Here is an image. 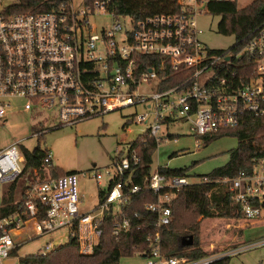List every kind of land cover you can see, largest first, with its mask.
<instances>
[{"label":"built area","instance_id":"2783aa9c","mask_svg":"<svg viewBox=\"0 0 264 264\" xmlns=\"http://www.w3.org/2000/svg\"><path fill=\"white\" fill-rule=\"evenodd\" d=\"M58 1L47 13L11 14L0 0V129L10 118L24 113H56L62 127H74L148 103V109L154 111L149 136L159 143L163 125L169 130L184 120L191 125L199 148L203 137L238 128L245 114L264 118V25L229 51L218 52L203 44L198 24V16L207 14L209 0H178L179 12L149 17L138 24L110 11L112 0ZM99 11L108 14L113 23L95 35ZM144 57L152 60L151 66L142 61ZM237 62H245L240 79L234 68ZM250 64L255 66V76L247 78L245 68ZM209 70L215 75L203 85L200 79ZM171 80L177 84L164 88ZM137 119L140 124H148L146 116ZM59 128L43 132L34 126V137ZM19 146L15 143L0 148V209L6 186L24 171L21 163L25 157ZM122 157L115 160L114 173L106 171L110 181L104 190L106 199L91 213L80 210L77 174L34 185L22 211L0 218V264L12 260L21 244L64 229L78 236L82 255H93L101 241L105 213L113 210L117 217L132 195L141 192L139 186L132 187V172L142 163L138 151L133 149ZM45 164L54 166L50 152ZM94 173L102 186L104 176ZM145 183L149 191L159 195L158 201L146 209L154 227L160 230L173 219V194L161 193L179 191L196 182L188 176L168 179L153 172ZM230 190L248 220L260 219L264 211V157L255 161L250 172L232 180ZM39 202L47 206V216L41 221L37 220ZM130 230L128 220L113 224L117 240ZM148 243V252L136 254L145 264H213L264 247V240H260L245 248L192 260L165 256L159 233L150 236ZM46 249L49 251L38 255L46 256L54 246Z\"/></svg>","mask_w":264,"mask_h":264},{"label":"trees","instance_id":"16d2710c","mask_svg":"<svg viewBox=\"0 0 264 264\" xmlns=\"http://www.w3.org/2000/svg\"><path fill=\"white\" fill-rule=\"evenodd\" d=\"M238 1L209 0L207 5V14L221 17L218 33L234 37L236 44H240L264 25V0H254L243 9L239 8ZM58 3V0H15L14 4L9 7V12L11 14H43L50 12L52 7ZM110 11L125 19H132L138 24L149 17L175 14L179 12V6L178 0H112ZM142 61L150 65L152 60L144 57ZM244 63L237 62L234 66L239 79L243 77L241 71ZM245 69H248L249 73L247 78L255 76L253 64ZM176 84V80H171L170 83L165 84L164 88H171ZM239 85L241 86L242 83ZM225 137L235 138L239 143V148L231 153L227 165L210 175L201 177L195 184L179 191L164 190L161 193L162 196L168 193L173 194L170 204L173 219L170 225L157 230L146 209L148 204L156 203L159 198V195L147 189L145 183L153 173V158L158 148V143L149 136L148 131L141 141L131 143L128 150L129 153L136 149L142 160L140 166L134 168L132 172L134 174L132 187L139 186L141 192L132 195L130 202L122 208V212L117 217L114 216L113 210L105 213V219L100 226L101 241L94 254L82 255L78 236L70 232L66 244L57 247L46 256L29 255L22 258L19 264H120L124 258L148 252L150 250L148 238L157 233L161 235L163 254L168 257H186L197 260L221 252V249L219 251L208 250L206 242H202L200 225L202 221L213 219H220L229 224L234 223L236 226L241 220H246V223L251 221L243 215L241 206L236 204L234 194L230 190V183L242 173L250 172L255 161L264 157V118L245 114L238 128L203 137L201 141H204L207 146ZM48 154L49 151L41 147L33 152L25 151L27 167L17 181L6 186L2 194L1 219L24 209L27 193L34 185L75 174L65 173L54 166L48 167L45 164ZM121 154L116 160L123 158L124 155ZM156 172L168 179L187 176L185 171H173L167 168H160ZM29 174L32 175L29 186L22 190L18 185L19 181ZM114 184V182L111 184V188ZM105 197L106 192L100 190L99 204L105 201ZM39 207L41 213L37 216V220L41 221L47 216V206H41L39 202ZM116 220H128L131 224L130 232L121 235L118 240L113 236V224ZM236 231L240 232L239 236H243L244 229ZM75 233L77 234V230H74ZM240 244L242 242L233 245L232 248ZM16 253L17 251L14 255ZM229 262L230 259H222L213 264H229Z\"/></svg>","mask_w":264,"mask_h":264},{"label":"rangeland","instance_id":"374dc122","mask_svg":"<svg viewBox=\"0 0 264 264\" xmlns=\"http://www.w3.org/2000/svg\"><path fill=\"white\" fill-rule=\"evenodd\" d=\"M254 0H239L238 6L243 9ZM15 0H4L5 7L13 5ZM2 9L0 8V11ZM221 17L212 14H200L198 24L203 31L201 36L203 44L213 51H229L236 44V39L231 36H224L218 33V26ZM113 19L99 11V16L95 19L97 30L95 35H99L102 28H110ZM129 27L128 21H126ZM213 70L207 71L200 79L204 85L213 76ZM148 103H140L130 106L120 111L107 113L82 122L74 127H62L56 113H42L39 116L24 113L7 122V126L0 129V148L12 146L20 143L19 150L24 156L25 151L33 152L38 147L48 150L53 158L54 167L65 173H75L78 175V189L81 200L80 210L82 213H91L99 205L100 190L109 188V180L106 171L114 173L116 158L123 153L128 156L129 145L141 141L147 134L149 127L154 123V111L149 110ZM146 116L148 124L138 123V117ZM41 124V126H40ZM34 126H39V130L45 132L53 127H61L54 131L35 136ZM159 138L158 148L153 158L152 172L160 168L186 172V175L197 182L201 177L212 174L215 170L227 165L230 161L231 153L239 148L238 140L232 137L218 139L207 145L201 141V146L197 147V139L191 131V125L180 120L169 127L163 125ZM170 135L172 138H169ZM164 137V138H163ZM25 150V151H24ZM22 168L27 167L26 160L21 163ZM101 173L104 178L102 186L94 179L96 173ZM32 175L19 181L20 188L29 186ZM94 214H97L95 212ZM245 222V223H244ZM251 222V223H250ZM239 221L236 224H229L220 219L205 220L200 225L202 242H206L208 250H216L213 255H217L236 248H245L251 243L264 240V211L259 220ZM250 223V224H249ZM251 226V227H250ZM248 228V229H247ZM244 229L243 236H239L238 231ZM246 229V230H245ZM29 234V233H27ZM70 232L68 229L55 232L53 235L34 239L25 242L18 249L15 257L6 264H19L22 258L29 255H38L48 252L49 245L54 249L68 242ZM245 240V243H243ZM247 240H251L248 242ZM242 242L235 248L233 245ZM264 255V247L245 251L231 257L229 264H261L259 257ZM212 256V255H211ZM120 264H145L141 255L122 259Z\"/></svg>","mask_w":264,"mask_h":264},{"label":"crops","instance_id":"0c3cea01","mask_svg":"<svg viewBox=\"0 0 264 264\" xmlns=\"http://www.w3.org/2000/svg\"><path fill=\"white\" fill-rule=\"evenodd\" d=\"M169 133V130H168ZM167 136H169V138H171V136L168 134ZM110 184V183H109ZM259 220V219H258ZM248 242H251V240H247ZM258 260L261 261V264H264V255H262L261 257L258 258ZM252 264H255L254 262H252ZM257 264V263H256Z\"/></svg>","mask_w":264,"mask_h":264},{"label":"water","instance_id":"95a60500","mask_svg":"<svg viewBox=\"0 0 264 264\" xmlns=\"http://www.w3.org/2000/svg\"><path fill=\"white\" fill-rule=\"evenodd\" d=\"M190 243L192 244V241H190Z\"/></svg>","mask_w":264,"mask_h":264}]
</instances>
